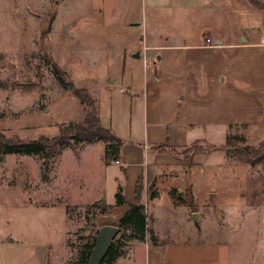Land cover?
I'll list each match as a JSON object with an SVG mask.
<instances>
[{
    "label": "rangeland",
    "instance_id": "1",
    "mask_svg": "<svg viewBox=\"0 0 264 264\" xmlns=\"http://www.w3.org/2000/svg\"><path fill=\"white\" fill-rule=\"evenodd\" d=\"M263 32L264 0H0V133L52 139L83 123L85 107L53 63L96 100L102 125L123 141L129 177L151 167V144L167 139L147 122L161 118L174 134L183 123L193 142L167 149L178 165L159 168L150 189L142 182L148 220L162 238L206 228L219 237L224 264H264V158L252 165L225 155L227 134L239 147L264 144V47L239 41ZM208 36L215 45L204 44ZM90 143L78 154L85 143L72 142L50 159L49 180L40 156H2L0 238L45 239L49 264H79L90 236L118 225L121 207L66 205L64 234L65 204L113 201L125 181L122 167L102 159L105 143ZM171 189L188 204L187 219L170 204ZM152 190L158 195L150 197ZM121 237L119 260L136 242ZM142 257L136 247L134 262Z\"/></svg>",
    "mask_w": 264,
    "mask_h": 264
},
{
    "label": "crops",
    "instance_id": "2",
    "mask_svg": "<svg viewBox=\"0 0 264 264\" xmlns=\"http://www.w3.org/2000/svg\"><path fill=\"white\" fill-rule=\"evenodd\" d=\"M255 36L256 35L250 36L248 34L247 35L244 34L240 36L242 38L239 37V41H241V43L248 42L251 44H258L259 37L257 36L256 37L257 39H255ZM218 44H220V41L216 42V45ZM184 45L188 46V44H184ZM231 45H235V44H231ZM220 77L221 80H224L225 78H227V75L226 74L223 76L221 75ZM108 79L111 80L110 78ZM156 86H158V84H156ZM151 87L155 90L154 86ZM158 90L159 89L155 91L158 92ZM156 95L158 94L156 93ZM147 124L149 125L151 124V126L155 129L160 128V130L163 133L165 132L167 134V139L164 140V142L167 141L168 145L166 146L167 148L165 151H160L158 148H155V146L159 144L157 142H153V144H151L150 146V151L152 157L154 158L153 165H151V167H149L148 169L146 168L137 169L133 177H129L130 175V173H128L129 169L128 167H126L125 158H123V156L121 155L124 153V151H122L121 154L119 152L118 158L120 159L121 164H114V165H119V167L123 168V172L125 174V181L122 185L121 183L119 185L117 184L114 190L116 192L117 191L116 188L120 186V189H122V193L124 195V199L127 203H133L135 201L134 188L136 181L139 177L144 183V186H147L148 189H150L149 186L151 185L152 180L155 179L160 174L158 171L159 168L165 167V165H175V166L178 165L177 163L178 160L174 156L169 155L170 153L169 151H167V149L180 148L185 144H189L193 142L187 140L188 132L192 131V128L190 127L188 128L186 125H183V123L174 124L173 126L176 133L181 131V134L179 136H176L175 135L176 133L174 134L172 132L171 126L170 125L167 126L165 124V121L163 122L161 118L151 119L150 121L147 122ZM114 135L116 134L114 133ZM92 144L93 143L90 142H86L85 144H82L77 149V153L79 154L82 150L89 148V145ZM161 144L164 143L162 142ZM98 200H104L105 203L108 204L109 206H113L117 208L121 207L123 212L125 210L124 206L118 207L114 205L115 200L113 201L112 199L105 200L104 197L94 200H92L91 198L88 201L80 200L72 204L68 202L67 204L64 205V207L66 205L82 206L88 204L89 202L98 201ZM28 202L36 207H46V208L54 207V205L56 204V203L53 204L47 203V201H45L46 203L44 204L43 203L40 204L39 202L32 203L29 200ZM141 202L142 203L144 202L143 198L141 199ZM170 204L179 208L183 207L184 212H186L185 218L187 219V215H188L187 203L175 205L174 203L170 202ZM64 210H65L64 221L67 222V227L63 231L64 234L66 235L68 231V227L71 225V222L67 214V207H65ZM148 223L153 228V225L149 220ZM189 230H191L193 235L188 234L190 233L188 232L185 234L183 233L182 236L178 235L167 238H162L160 235H158L157 231L154 230L155 235H157V241H158L157 244H153L149 238H146L144 241H136L129 250V253L124 258L122 257L121 260L118 259L116 261V264H122V262H127V264H224V261L222 260V256H221V249H220L221 242L219 240V237L217 236L209 237L206 228L189 229ZM136 247H140L143 251L142 263L134 262V249H136ZM50 249H51V244L49 243V241L47 242L45 239L37 241L33 239H26V240L16 239L14 237L0 238V264H49Z\"/></svg>",
    "mask_w": 264,
    "mask_h": 264
},
{
    "label": "trees",
    "instance_id": "3",
    "mask_svg": "<svg viewBox=\"0 0 264 264\" xmlns=\"http://www.w3.org/2000/svg\"><path fill=\"white\" fill-rule=\"evenodd\" d=\"M54 72L58 75L59 80L64 87H70L73 89V94L77 97L80 103L85 107V118L83 123H75L72 125V130L67 137H63L62 134L55 136V138L49 139L46 136H39L37 139L21 140V139H6L0 133V159L3 155L8 153L18 154H34L41 158V176L48 180V173L51 169L52 162L50 159L61 152L65 147H71L72 142H94L100 141L105 143L103 149L102 159L105 164H109L110 161L118 159L121 141L120 138L112 132L111 128L105 127L101 124L99 114L97 112L96 100L90 96L87 90L84 88H74L71 82L64 81L59 66L53 63ZM225 155L234 157L240 161H246L250 164H256L264 158V144L259 145V148L253 149L252 147L245 145L239 147L234 145L233 141L237 139L236 135L227 134ZM167 146L168 142L164 144L156 145L155 148L161 149L162 146ZM56 147V148H55ZM55 149V152H54ZM135 201L133 203H127L124 199L122 189L120 186L115 192L116 206H124L125 210L118 218V233L116 237L111 241V244L106 251L105 257L101 260L100 264H116V260L125 254V251L121 249V234L126 237L128 242L132 241H144L146 235L149 236L150 241L153 244H157V235H155L153 228H149L146 207L141 202L142 192V180L139 177L135 184ZM174 190H170V196L172 203L184 204L185 200L180 197H174ZM158 195L156 190H152L150 197ZM95 205L101 204V212L108 211L109 205L104 200L94 201ZM120 233V237H118ZM94 235V234H93ZM91 235L88 242L84 244L80 250L79 264H87L89 259L90 251L94 244V237Z\"/></svg>",
    "mask_w": 264,
    "mask_h": 264
},
{
    "label": "water",
    "instance_id": "4",
    "mask_svg": "<svg viewBox=\"0 0 264 264\" xmlns=\"http://www.w3.org/2000/svg\"><path fill=\"white\" fill-rule=\"evenodd\" d=\"M134 56H139V51L133 53ZM112 80H110L111 82ZM119 227L113 224H104L93 235L94 244L90 251L87 264H100L105 257L111 241L116 237Z\"/></svg>",
    "mask_w": 264,
    "mask_h": 264
},
{
    "label": "built area",
    "instance_id": "5",
    "mask_svg": "<svg viewBox=\"0 0 264 264\" xmlns=\"http://www.w3.org/2000/svg\"><path fill=\"white\" fill-rule=\"evenodd\" d=\"M204 44H205L206 46L213 45V44L215 45V43L212 42V39H211V37H209V36H208L207 38H205V40H204ZM258 44H260L261 46L264 47V32L260 34V36H259V40H258ZM114 163H115V164H121V161H120V159L118 158V159L114 160Z\"/></svg>",
    "mask_w": 264,
    "mask_h": 264
}]
</instances>
